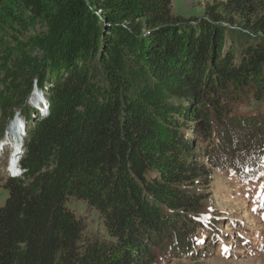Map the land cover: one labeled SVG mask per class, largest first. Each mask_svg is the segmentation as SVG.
Masks as SVG:
<instances>
[{"label":"trees","instance_id":"16d2710c","mask_svg":"<svg viewBox=\"0 0 264 264\" xmlns=\"http://www.w3.org/2000/svg\"><path fill=\"white\" fill-rule=\"evenodd\" d=\"M263 8L183 19L171 0H0V127L16 110L24 125L23 173L0 181V264L202 257L217 238L203 189L226 168L202 157L230 143L235 105L264 101ZM72 198L109 242H84Z\"/></svg>","mask_w":264,"mask_h":264},{"label":"rangeland","instance_id":"374dc122","mask_svg":"<svg viewBox=\"0 0 264 264\" xmlns=\"http://www.w3.org/2000/svg\"><path fill=\"white\" fill-rule=\"evenodd\" d=\"M225 1L171 0V12L183 19L198 18L206 4ZM1 91L3 87L0 82ZM34 96L41 100L36 92ZM21 116L20 111H14L10 119H4L2 129L0 127V140H4L0 148V181L11 178L7 171V155L10 146L13 147L12 139L16 137L15 133H12L8 138L5 133L15 118ZM232 116L241 118L233 119L235 121L231 129L232 135L225 137L227 140L230 138V143L226 146L221 139L223 145L217 148L216 158L202 157L206 166L213 165L219 158L226 162L224 169L218 166L210 168V182L208 187L203 189L205 199L198 209V219L210 225L211 233L217 238H213L207 252L204 250L199 253L203 254L202 257L172 258L170 264H264V101L254 102L251 97L243 99L233 107ZM23 128L21 130L19 127L21 146ZM6 198L7 192L0 187V206ZM66 208L80 221L84 242L110 241L103 219L95 209L74 198L67 201Z\"/></svg>","mask_w":264,"mask_h":264},{"label":"bare ground","instance_id":"6f19581e","mask_svg":"<svg viewBox=\"0 0 264 264\" xmlns=\"http://www.w3.org/2000/svg\"><path fill=\"white\" fill-rule=\"evenodd\" d=\"M19 127L22 130V127H24V125H23L22 120L17 117V118H15L14 123H12L11 127L8 128V131L5 133L6 134L5 136H8L12 133H15V135H16V137L12 139L13 140L12 141L13 147L11 148V146H10V148L8 149L10 153H9V159L7 162V171L10 173L11 178H17L18 175H21V173H23V171H21L19 166H18V161L20 159V156L22 155V151H21V145L22 144L20 142L21 130H19ZM17 130H18V132H17ZM23 130H24V128H23ZM8 138H9V136H8ZM3 141L4 140H2V142Z\"/></svg>","mask_w":264,"mask_h":264},{"label":"clouds","instance_id":"9594fccd","mask_svg":"<svg viewBox=\"0 0 264 264\" xmlns=\"http://www.w3.org/2000/svg\"><path fill=\"white\" fill-rule=\"evenodd\" d=\"M3 143H2V141H0V145H2ZM21 151H22V146H21ZM9 153L10 152H8V155H7V157H8V159H9ZM19 162V161H18ZM7 165V164H6ZM19 166V165H18ZM7 178H9V177H7ZM19 178V177H18Z\"/></svg>","mask_w":264,"mask_h":264}]
</instances>
